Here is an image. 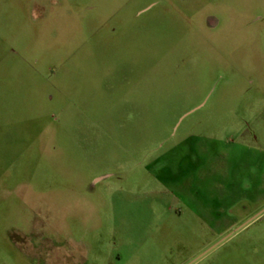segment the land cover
<instances>
[{
  "label": "rangeland",
  "instance_id": "374dc122",
  "mask_svg": "<svg viewBox=\"0 0 264 264\" xmlns=\"http://www.w3.org/2000/svg\"><path fill=\"white\" fill-rule=\"evenodd\" d=\"M0 264H264V0H0Z\"/></svg>",
  "mask_w": 264,
  "mask_h": 264
}]
</instances>
